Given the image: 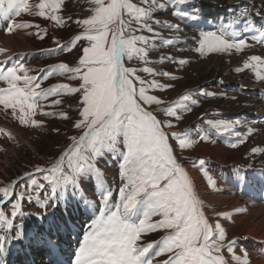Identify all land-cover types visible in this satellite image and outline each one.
Segmentation results:
<instances>
[{"label": "snow or ice", "instance_id": "6c2138e0", "mask_svg": "<svg viewBox=\"0 0 264 264\" xmlns=\"http://www.w3.org/2000/svg\"><path fill=\"white\" fill-rule=\"evenodd\" d=\"M63 0H39L30 4L29 0H0V19L7 22L8 34L17 30L39 28L29 22L17 19L22 14L35 15L50 19L63 26V18L58 15ZM92 14L76 23L83 27V32L74 36L69 45L57 42L59 50L72 51L77 42L86 41L82 47V56L76 67L65 63L40 70L42 76H33V71L22 62L4 67L8 60L0 62V106L4 111L11 109V115L20 125L40 127L41 121L35 119L39 112L46 116L59 115L70 119L67 113L44 111L47 106L62 103L50 97L80 94V119L74 124L83 133L71 137L72 144L47 168L37 167L42 173L43 183L38 182L32 173H26L28 184L25 191L17 194L15 187L20 181L0 187V254H6L8 245L25 238L23 225H16V219L23 218L25 199L33 200L46 211L41 219L48 215V208H56L65 199L69 190L75 196L82 193L81 180L89 174L96 180L98 204L89 202L86 196L81 199L92 208L93 219L87 226L83 240L74 254L72 264H154L160 256L166 259L158 264H229L222 254L226 249L231 253L236 264H249L247 253L238 256L234 252L235 240H229L219 221L210 224L204 212V204L194 190L189 174L174 155L169 133L165 128H172L171 121L163 123L157 119L153 110L145 106H160L164 102L149 94L153 89H164L171 85H162L156 79L148 81L141 78L138 69L127 67L125 61L139 60L145 65L149 61L150 50L157 47V40L171 46V38H162L160 30L179 33L181 23L156 18L159 10L172 9L170 15L186 23L198 21L200 9L191 0H90ZM257 16L264 18V12ZM246 23V21H245ZM254 30L252 39L264 44V27ZM46 34V30H43ZM150 35H147V34ZM39 39L44 35L36 32ZM244 38H237L236 31H228L221 26L216 31L201 32L199 46L195 49L202 55L206 52L242 51L247 47ZM0 47V54L7 53ZM55 52L56 50H50ZM177 62L173 57H161ZM187 63L185 59L178 61ZM264 66V59L252 56L236 71L245 68ZM152 77L169 76L168 72H156L151 67L139 69ZM65 76L68 80L80 81L78 87L67 83H58L49 88H42L41 83L52 76ZM257 76L264 81V75L257 71ZM205 96L214 93L203 92ZM196 104L187 94L178 101L165 107L168 117L180 120L181 111H191L189 102ZM211 129L218 133H230L237 137V142L230 147L243 144L255 130L251 127L245 134L235 131L238 122L226 120L207 121ZM10 139L11 132L0 128ZM180 149L192 147L194 141L171 133ZM202 136L201 140L208 139ZM123 150H120V145ZM253 153H264V148H253ZM105 152L118 153L120 157L118 200L113 202V191L107 185L103 172L97 167L96 160ZM203 164V161H200ZM209 179L214 186L215 181ZM50 190V191H49ZM34 193V195H33ZM44 199L41 200V194ZM10 204V215L4 206ZM228 218L227 213H222ZM158 217V219H153ZM163 230L166 232L160 240L143 242L145 234ZM3 264V260H0Z\"/></svg>", "mask_w": 264, "mask_h": 264}, {"label": "rangeland", "instance_id": "374dc122", "mask_svg": "<svg viewBox=\"0 0 264 264\" xmlns=\"http://www.w3.org/2000/svg\"><path fill=\"white\" fill-rule=\"evenodd\" d=\"M203 1L204 3L202 0H191L192 4L200 9L201 18L199 21H205L208 25L212 23V20H215V25L212 23L208 29L196 30L190 26L193 21L182 23L171 16V8L159 10L156 13V18L174 23H181L182 31L176 33L174 31L158 29V31H161V37L164 39L171 38L173 44L169 46L163 42V39H159L156 42L157 47L149 52L150 62L147 65L135 59L131 61L126 60L125 64L127 67L138 69L137 74L141 78L148 81L156 79L162 85H171V87L153 89L149 92V94L155 95L161 99L164 102L162 105L145 107H148L149 110L155 109L154 115L163 123L171 121L174 125L172 128H165L164 130L169 133V143L173 146L174 155L178 162L182 164L185 170L188 169L186 170L187 173L193 170V172L199 176L197 180H194V173L192 175L189 174L193 181L194 190L196 189L195 192L204 204L205 216L212 225L217 221L221 223L227 234L225 244H227L229 240H235L233 250L236 255L243 256L248 250L245 247V243L256 238L252 234H247L246 229L253 223H258L256 221L264 219V208L260 207L264 205V202L257 201L250 196L251 202L254 203L252 205H245L247 211L240 213L239 209L244 206L243 203L247 199L236 192V190H240V192L248 197L246 193L240 189L241 183L245 179L242 175V170L250 168L253 169L247 170V172L252 170L253 172H258L260 169L264 170V153H253L251 151L253 148H264V113L255 114L248 108L250 104L249 100L251 99L257 101L258 99L259 101L262 100L264 104V81H261L257 76V71L264 75V66L256 70L245 68L240 72L236 71V69L243 68L244 63L252 56H260L264 59V44L251 38L254 30L246 29L247 25H254L256 29L262 28L257 22V25L255 24L253 16H251L253 14L251 10L254 13L258 11L264 12V0H238L234 4L230 3L231 0ZM38 2L39 0H29L30 4ZM134 2L139 3V0H134ZM91 7L90 0H63L61 9L58 13V15L63 18V26L57 25L50 19L22 14L21 17L17 19L39 25V28L22 29L8 34L6 27L3 33L0 34V47L4 48L2 45L6 42L5 39L7 37H12L15 42H13L14 45L17 46L16 48H5L8 51L7 53L0 54V59H3L2 61L8 60V67L13 65V60H15L14 64L16 62H22L27 68L33 70L29 73L30 75L38 77L44 74L40 70H47L50 66L59 63H65L69 67H76L83 54L82 47L87 46V42H77L76 47L73 48L72 51H67L66 49L63 51L59 50L57 42L61 45H69L75 35L83 32V27L76 23V21L89 17L92 14ZM213 9H215V11H213ZM237 12L244 15L239 21L236 20ZM258 17L259 21L264 22V18L261 16ZM219 21H221V24H217ZM240 23L241 25H239ZM222 25L226 26L228 31H236L237 38L246 39L248 46L242 51L233 49L230 52H206L203 55L195 50L199 46L201 32L216 31ZM43 30H46V34ZM36 32H40L41 35H44V39L37 38L35 35ZM53 49L56 51H50ZM169 56L173 57L177 62L168 59L161 62V57ZM180 59H185L187 63L180 65L178 63ZM145 66L153 68L156 72H168L171 76L175 77V79H170L169 76L152 77L148 73L139 71V69ZM58 83H67L72 87H78L80 81L68 80L65 76L56 75L44 80L41 83V87L46 89ZM5 86L6 85L0 83V87ZM203 92H211L214 93V95L205 96L202 94ZM185 94L189 95L192 100H196L197 103L191 104L190 101L186 102L191 107V111L179 112L181 116L180 120H176L174 117H168L163 109L178 101ZM57 98L62 101L59 105L47 106L48 102H42L45 103L44 111L55 113L65 112L70 119H63L59 115L46 116L38 112L35 119L42 122L40 127L20 125L18 120L12 117L11 109L4 111L2 106H0V128L6 129L14 136V139H10L4 133H0V187L6 186L13 181H20L15 187V192L19 194L25 191L29 182L28 177L25 176L26 173H32L33 177L36 178L38 182L43 183V174L36 172L35 169L37 167H49L51 163L72 144L71 137L78 138L83 133L82 129L74 127L75 122L81 118L79 115L81 108L80 94L75 93L63 95L61 97H50L49 100ZM240 116L244 117L240 118ZM247 118L248 121H253L251 122L253 124H243ZM209 120L240 122L236 124L235 131L241 132L242 134H245L249 127L253 128L255 131L248 136V139L243 144H239L238 147L232 148L230 145L237 142V137L230 133H218L214 129H211L207 123ZM260 125V129H258ZM171 133H177L182 137L186 136L191 139L194 141L192 147L180 149L178 142L171 136ZM202 136H208L209 138L201 140ZM220 147H223L224 150L220 151ZM204 148L208 151L207 155L203 152ZM120 150H123L122 144L120 145ZM215 156L223 157V167L230 170L233 175H242V179L236 177V179H238V185L235 188H232L233 184L229 183L228 179H225V175L219 179L222 184L235 190L233 194L227 192L229 195L235 196H233V199L223 198L225 194L228 195L226 193V188L219 192L218 190L215 191L214 186L209 184V177H211L212 180L218 178V175L211 171L212 164L215 162ZM201 160L203 164L200 163ZM120 162L121 160L118 153L113 152H105L96 160L97 167L103 172L107 180V185L113 191V202L118 200V189L121 183L119 177ZM259 173L260 172L256 175ZM234 178L235 176H233V179ZM82 181L85 182L83 183L85 186L80 183L83 194L85 192L96 191V180L94 175L89 174L88 177L85 176L81 182ZM257 181L260 180H255V182ZM198 185L202 186L201 191ZM228 191L230 192L229 189ZM81 194L82 193H77L75 196ZM88 195L90 194L88 193ZM75 196L74 200H76ZM95 197L97 201V196ZM40 199H44L43 193ZM68 199L69 198H66V201ZM258 200L264 201L263 199ZM62 201H60L57 206ZM98 201L96 203H98ZM4 211L10 215L11 205H5ZM23 211L25 216L23 218L18 217L15 224H22L24 233L26 234L28 231H32L36 226V221L41 219V216L46 210L41 208L35 200L29 203L27 199H25ZM47 212L49 215L55 213V216H57L59 220H63L62 207L58 209L57 207L56 209L48 208ZM259 212L261 213L258 215ZM222 213H227L228 218L221 215ZM71 214L72 213L69 211L67 212V216L70 219L72 218ZM233 215L238 216L236 218L237 221L230 220L232 217H235ZM46 217L44 218L46 219ZM44 218L40 221H46ZM90 218V220H92L93 215ZM153 219H158V217H154ZM56 221L58 222L57 219ZM49 223L51 225L50 221ZM261 227L262 223L259 222L256 231H260ZM164 235H166V232L163 230L150 232L144 235L143 242L158 241ZM81 239V237L77 239L78 244L79 242L81 243ZM17 241H13L12 243L17 244ZM251 252L254 255L258 253L256 250ZM222 254L229 261V264H236L231 258L232 254L228 253L226 249L223 250ZM259 256L260 260L258 261L253 262L249 259V264H260L262 260H264V257L258 253V257ZM163 259H166V256L157 257L154 260V264H158V262Z\"/></svg>", "mask_w": 264, "mask_h": 264}, {"label": "bare ground", "instance_id": "6f19581e", "mask_svg": "<svg viewBox=\"0 0 264 264\" xmlns=\"http://www.w3.org/2000/svg\"><path fill=\"white\" fill-rule=\"evenodd\" d=\"M236 1H238V0H231L230 3L234 4ZM202 2L204 3L203 0H202ZM213 11H215V9H213ZM251 12L253 13L251 15V16H253V20L255 22H257L258 24H260L262 27H264V22L259 21V17L257 15H254L255 13L252 10H251ZM214 16H213V18H214ZM242 16H244V15H241L237 12L236 13V20L239 21V19H242L241 18ZM2 21H4V20L2 19ZM198 24L199 23L197 21H195L194 25L198 26ZM201 24L204 25V23H201ZM217 24H221V21H219ZM211 25H212V23H211ZM239 25H241V23ZM237 27H238V25H237ZM242 28H245V27H242ZM2 41H3V39H2ZM2 41H1V43H2ZM5 41L6 42H4L2 45V46H4V48H7V49L9 47L16 48L17 45H14L15 42L13 41L12 37H10V38L7 37L5 39ZM186 44H188V43H186ZM21 51H23V50H21ZM1 84H3V83H1ZM263 97L261 96L262 99H263ZM249 101H250V104H249L248 108L251 109L250 111L252 113H255V114L264 113V104H263L262 100L259 101V99H258V101H257V100L251 99ZM241 115H243V114H241ZM244 116H240V118H242ZM257 121H259V120H257ZM251 122H253V121H248V118H247L243 122V124L247 123L249 125V123H251ZM238 123H240V122H238ZM251 124H253V123H251ZM260 127H261V125L258 126V129H260ZM256 128H257V126H256ZM191 133H193V132H191ZM263 139H264V135H263ZM219 150L223 151L224 148L220 147ZM203 152L206 153L205 155H207V153H208L207 149H205V148L203 149ZM223 163H224L223 157L215 156V162H213L212 167H211V171L215 172L218 175V178H215L213 180V181H215V185H214L215 191L218 190L220 192L226 188V193L228 192V193L233 194V191H235V190L232 188H235L238 185V179H236V177H239L240 179H242V175H243V177L245 179L241 183L240 189L243 190V192H245L248 197H246L242 192H240V190H236V192L238 194L244 195V198L247 199L243 203L244 206L240 207L239 212L243 213V212L247 211V208L245 205H252L254 203V202L253 203L251 202V198H254L256 200H258V199L264 200V170L263 169L258 170V172H260L258 175H256L258 173L257 171L253 172V170H252L250 172H247V170L253 169V168H250L247 170H242V175L236 176V175H233L230 170L223 167ZM208 165H209V162H208ZM186 170H188V169H186ZM188 172H189L188 174H190V175H192L194 173L193 170L192 171L190 170ZM224 175H225V179H228V182L233 184L232 188H230L229 186H226L220 182L219 179H221ZM232 175L235 176L234 179H233ZM86 177H88V176H86ZM193 177H194V180L195 179L197 180L199 176L194 173ZM255 180H260V181L255 182ZM105 181L107 182L106 178H105ZM83 183H85V182L82 181L81 185L85 186V184H83ZM198 188L201 191L202 186L198 185ZM228 189L230 190V192L228 191ZM95 192L96 191L88 192L90 195H88L87 192H85L84 194L82 192L81 195L86 196V198L89 202H92V201L96 202ZM202 193H203V191H202ZM81 195L75 196L76 200H74V196L72 194V191H69L68 193H66L65 194V200H63L57 206V209L59 207H62V214L64 216L63 220H59L57 218V216H55V213H53V212H52L53 213L52 215L48 214L46 219L44 218L46 221H44V222H43V220L40 221L41 219L37 220L36 221L37 224H36L35 228H33L34 230L32 229V231L31 230L28 231L25 234V238L22 240H19L17 242V244H13V243L9 244L8 245V251L6 254H0V260H3V264H54L53 260L57 256H62L63 258L67 259L69 264H72V262L74 260V254H75L76 250L78 249V247L80 246V242L78 244L77 239H79L81 237L82 238L81 242H82L84 233L86 232L87 226H88L87 225L88 224V222H87L88 216H90L91 212H93L92 208L89 205H87L83 199H81ZM233 196L234 195L231 196L229 194L228 195L225 194L223 196V198L233 199ZM66 198H69L70 200L68 199L66 201ZM235 199H238V198H235ZM260 201H262V200H260ZM260 207L264 208V205L260 206ZM68 211L70 213H72L71 219L68 218V216H67ZM55 212H56V210H55ZM260 213L261 212H259L258 215ZM233 216H235V217H232L230 220L237 221L236 218L238 216L237 215H233ZM56 219L58 220L59 223L56 221ZM49 221L51 222V225H50ZM256 222H258V223H253L249 228L246 229L247 234H252L256 237V238H253L252 241H248L247 243H245L246 244L245 247L248 249L246 251L248 258L253 262L260 260V256L258 257V253H259V255L264 257V219L261 221H256ZM259 222L262 223V227H261L260 231H256V227L259 224ZM51 236H53V239L50 238ZM17 250H19L23 253H22V255L18 256L19 260L17 262H15L16 261L15 258L19 254V253L17 254V252H16ZM44 250H46L47 252L43 253ZM255 250H256V252H258L257 255H254L251 252V251H255ZM43 255H45V256H43ZM43 257H45V258H43ZM260 264H264V260H262V262Z\"/></svg>", "mask_w": 264, "mask_h": 264}]
</instances>
